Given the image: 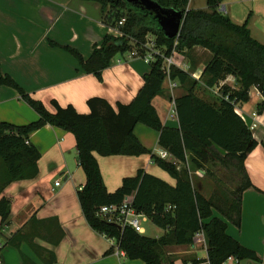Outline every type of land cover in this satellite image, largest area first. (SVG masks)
Here are the masks:
<instances>
[{
  "label": "trees",
  "instance_id": "1",
  "mask_svg": "<svg viewBox=\"0 0 264 264\" xmlns=\"http://www.w3.org/2000/svg\"><path fill=\"white\" fill-rule=\"evenodd\" d=\"M104 20L119 28L123 36L106 34L87 59L77 49L66 46L82 69L102 79L115 56H125L149 38L170 54L176 48L190 55L197 47L212 53L201 79L192 76L198 67L191 62L190 71L172 68L170 78L187 87L188 93L175 99L179 127L165 126L153 101L164 90L166 74L161 61L153 62L144 75V85L130 103L112 105L101 97L88 100L89 113H80L73 105L62 106L52 99L50 105L32 96L0 64V85H8L20 93L39 115L38 120L16 125L0 119V195L13 181L34 178L39 173L40 150L30 143V136L46 125L60 127L76 138L79 164L86 174V183L78 190V198L88 224L108 238H114L119 249L130 259L145 264H166L164 252L171 246L192 245L197 234L205 237L210 264H223L230 256L257 259L255 251L242 245L228 233V224L241 226L242 193L252 186L245 162L258 145L253 130L235 111L236 104L247 103L250 91L257 87L264 95V44L255 39L248 23L238 24L219 10L223 0H209L211 10L190 9V0H155L162 7L183 13L178 38H169L160 29L154 13L126 0H98ZM126 21L120 25V21ZM55 44V43H54ZM234 76L238 87L225 81ZM204 82L208 92L220 86L209 99L195 89ZM224 82L223 84H221ZM264 112V98L257 105ZM144 124L157 130L159 145L168 150L173 160L162 159L138 138L135 128ZM264 147V141L262 142ZM151 154L153 161L175 180L172 185L162 178L139 169L135 176L125 177L114 192L108 191L99 161L95 155ZM202 170L218 183V194L204 193V182L194 183V174ZM225 170L236 182L230 188L217 173ZM134 196V206L162 227L160 237H149L131 227L120 229L98 215L105 204L120 203ZM220 197V198H219ZM12 200L0 198L2 228L9 224ZM218 214V215H217ZM16 234L10 243L17 245ZM4 244L0 242V255ZM192 264L202 260L194 259ZM168 264H175L169 261ZM186 264L189 262L186 261Z\"/></svg>",
  "mask_w": 264,
  "mask_h": 264
},
{
  "label": "crops",
  "instance_id": "2",
  "mask_svg": "<svg viewBox=\"0 0 264 264\" xmlns=\"http://www.w3.org/2000/svg\"><path fill=\"white\" fill-rule=\"evenodd\" d=\"M201 2L190 0L189 8L212 9L209 0ZM219 10L238 24L247 22L252 36L264 44V0H223ZM106 34L119 37L121 31L105 22L98 0H0L2 72L44 101L52 111L53 98L62 106L73 105L78 112L89 113L88 100L92 97L104 98L116 106L118 102L130 103L137 96L144 85V75L151 69L145 60L115 56L99 79L85 72L78 59L64 48L73 47L87 59ZM211 57L212 53L202 47L187 54L190 63L195 62L197 69L202 70ZM175 82L177 86L170 89L166 80L163 92L153 101L164 125L169 127H179L173 100L183 93L179 89L182 85ZM225 82L239 86L234 76H229ZM253 99L257 105L263 100L256 87L251 89L249 102L240 104L247 115L248 126L255 121L253 113L257 111V106L252 113L246 110ZM38 118V113L22 99L18 90L0 85L2 121L25 125ZM259 119L264 120V112L259 113ZM258 127L263 129L260 135L255 132ZM252 130L258 145L248 155L245 165L253 185L242 193L241 226L229 222L228 233L255 251L258 258L228 264H264V125L258 124ZM135 133L148 149L156 152L161 148L157 130L138 124ZM71 134L60 127L46 125L30 136V143L42 155L39 173L34 178L11 182L0 195L12 200L9 224L2 228L0 217V242L4 244L1 264H145L119 254L116 241L88 224L78 198V190L87 178L78 162L76 139ZM95 155L110 192L116 191L125 177L135 176L139 169L176 184L167 171L164 170L167 175L159 171L162 168L151 154ZM45 156L50 167L44 166ZM57 181L61 182L59 186ZM18 233L17 245L10 243ZM197 238L201 241L192 245L169 247L171 256L165 263L186 264L187 261L192 264L198 259L202 260L200 264H209L205 237L200 234Z\"/></svg>",
  "mask_w": 264,
  "mask_h": 264
},
{
  "label": "built area",
  "instance_id": "3",
  "mask_svg": "<svg viewBox=\"0 0 264 264\" xmlns=\"http://www.w3.org/2000/svg\"><path fill=\"white\" fill-rule=\"evenodd\" d=\"M125 21L126 19L123 18L119 24L123 25ZM121 36H123L122 32H121ZM176 38H178V36ZM177 43L178 41H176L175 47L173 48L171 53L166 54V51H165L166 48L163 49L162 47H159L154 38H148L145 43L141 44L138 48L131 50L128 54H126V56L129 59L141 58L149 64H152L153 62H156V61H161V69L166 74V80H168L170 83V89H174L177 86V83L170 78L172 68L177 67L185 71H190L191 69V63L189 59L187 58V55L185 54V52H181L176 48ZM203 71L204 70L202 69H197L193 71L191 74L194 78L201 79V76L203 75ZM219 89H220V86L216 88L214 92L217 94L219 92ZM250 94H251V91H250ZM261 95L264 98V95L262 93ZM173 106L176 111L175 99L173 100ZM235 111L242 117V119L245 122H247L248 120L247 115L243 111L240 104L235 105ZM253 117L255 121L252 124H249L250 128L254 129L255 127H257L258 124L264 125V120L259 119L258 111H255L253 113ZM155 153L157 154V156H159L162 159L171 160L173 158L172 154L164 148L158 149ZM200 171L201 170L197 171V173L199 174ZM60 184H61L60 181L56 182L57 186H59ZM98 215L106 219L109 223H112L118 226L122 230L125 229L126 227H131L138 233L144 234L145 232V228L142 225V217L144 216V214L138 212L137 209L135 208L133 195L126 196L124 200L120 203L105 204V205L100 206L98 208ZM200 234L202 233H198L197 236H199ZM111 239L115 241L114 238H111ZM200 241L201 240L198 239V242ZM116 247H117L119 254H121L122 256H126L125 252L119 249L117 244H116ZM238 260L239 259L236 258L235 256H230L223 262V264H228V262L230 261H238Z\"/></svg>",
  "mask_w": 264,
  "mask_h": 264
},
{
  "label": "rangeland",
  "instance_id": "4",
  "mask_svg": "<svg viewBox=\"0 0 264 264\" xmlns=\"http://www.w3.org/2000/svg\"><path fill=\"white\" fill-rule=\"evenodd\" d=\"M196 2H197V4H202V2H201V0H195ZM149 38H153L150 34H149ZM119 56V55H118ZM200 82H201V80H200ZM223 83V82H222ZM180 93H183L181 96H183V95H185L186 93H188L187 91H188V89H187V87H185V86H181L180 88ZM215 90H212L211 92L214 94V95H216V93L214 92ZM195 92L199 95V96H201V97H203L204 99L206 98V99H209L213 94L211 93V92H208L207 90H206V88H205V85H204V82H201V84L198 86V87H196V89H195ZM213 95V96H214ZM255 96V92H254V95H253V97ZM254 101L253 102H251V103H249L247 106H246V110H248L249 111V113H252V111L253 110H255V107L257 106V104H256V99H253ZM251 110V111H250ZM142 125H144V124H142ZM262 131H263V129L261 128V127H258L256 130H255V132L256 133H258L259 135L262 133ZM72 135V137H74V139H76L75 138V136L73 135V134H71ZM109 157V156H108ZM78 158V157H77ZM78 162H79V160H78ZM44 163H45V168L46 167H50V165H51V163H50V161H49V159H48V156H45L44 157ZM75 165V163H72V166H74ZM0 167L2 168V164H1V162H0ZM159 171L161 172V173H163V175H167V173L163 170V169H159ZM204 175H205V172L204 171H200V173L198 174V173H196V174H194V183H197L199 180H203V182H204V193L206 194V195H208V196H212L213 194L214 195H216V194H218V191H219V189H218V183L217 182H215V184L211 181V178L210 177H208V176H205L204 177ZM217 177H221V178H223V180L227 183V185L230 187V188H236L235 186H236V182L235 181H232L231 180V175H229L228 174V172L227 171H225V170H222L221 172H218L217 173ZM168 179H170L169 177H168ZM220 198V197H219ZM142 225H143V227L145 228V232H144V234L146 235V236H149V237H160V236H162L164 233H165V230L162 228V227H160V226H158V225H156L153 221H152V219L151 218H149L148 216H146V215H144L143 217H142ZM170 256L171 255H169L168 254V250H165V252H164V257H165V260L169 257L170 258Z\"/></svg>",
  "mask_w": 264,
  "mask_h": 264
},
{
  "label": "water",
  "instance_id": "5",
  "mask_svg": "<svg viewBox=\"0 0 264 264\" xmlns=\"http://www.w3.org/2000/svg\"><path fill=\"white\" fill-rule=\"evenodd\" d=\"M132 5H139L154 13L160 29L169 38H176L183 23V13L171 8L162 7L155 0H126Z\"/></svg>",
  "mask_w": 264,
  "mask_h": 264
}]
</instances>
